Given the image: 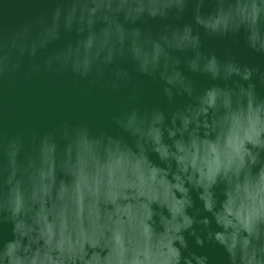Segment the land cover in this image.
Returning <instances> with one entry per match:
<instances>
[{
    "label": "water",
    "instance_id": "1",
    "mask_svg": "<svg viewBox=\"0 0 264 264\" xmlns=\"http://www.w3.org/2000/svg\"><path fill=\"white\" fill-rule=\"evenodd\" d=\"M0 264H264V0H0Z\"/></svg>",
    "mask_w": 264,
    "mask_h": 264
}]
</instances>
